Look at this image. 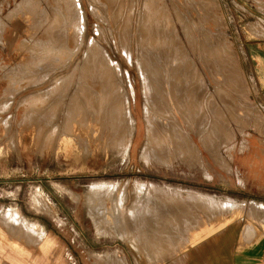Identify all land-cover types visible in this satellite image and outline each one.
Here are the masks:
<instances>
[{
  "label": "rangeland",
  "instance_id": "rangeland-1",
  "mask_svg": "<svg viewBox=\"0 0 264 264\" xmlns=\"http://www.w3.org/2000/svg\"><path fill=\"white\" fill-rule=\"evenodd\" d=\"M120 1L0 0V264H203L223 240L220 234L226 224L264 225V209L247 210L250 203L264 205V95L256 86L251 60L256 45L264 44V0ZM50 6L61 9L56 11L57 16L46 13ZM146 10L151 13L144 15ZM61 13L73 14L72 23L64 21V27ZM48 27L58 29L53 30L55 33L65 29L60 36L67 39L66 49L59 45L51 50L49 40L54 33L51 35ZM89 42L97 46L95 50L89 48L90 54L107 58L113 67L111 71L109 63L100 66L94 62L85 79L80 77V66ZM42 45L54 53L46 51V55ZM65 51L71 57H65ZM103 66L111 71L113 80L101 77ZM171 66L179 68L177 73L182 77L170 79V72H175L170 71ZM146 74H159L160 78L149 84L154 94H161V104L170 108L171 123L165 129L160 119L165 115L163 105L156 111L149 109L153 129L147 128L142 94ZM44 75L46 84L41 81ZM35 76L39 77L36 81ZM30 79L33 84H29ZM75 85L82 86L78 93H74ZM177 85L182 87L171 93ZM49 89L54 91L51 95ZM108 94L117 97L120 106L127 100L130 103L119 121L126 122L130 114L135 122L125 159L114 137L118 110L106 101ZM170 94L175 102L185 94L181 104L187 100L195 107L191 128L182 123V117L190 114L185 106L182 112L171 110L173 104L167 100ZM55 102H60L59 108H53ZM70 103L73 109L68 107ZM178 120L186 130V143L195 150L184 153L178 148L177 142L184 141L175 136L180 130ZM122 133H128L126 127ZM148 133L155 137L149 140L158 150L155 148L150 160L143 162L140 150ZM135 182L154 186L137 187ZM101 183L107 187L94 190V185ZM37 191L48 200L46 210L33 204L32 196ZM207 195L226 203L231 200L240 209L230 211L219 206L209 210L208 205L194 199ZM137 199L140 203L136 205ZM7 211L41 226L40 241L34 242L19 225L13 228L4 219ZM197 217L204 224L196 221ZM216 219V224L223 227L215 234L216 243L207 246L206 240L197 242L190 237L208 229ZM149 221L156 223L157 229Z\"/></svg>",
  "mask_w": 264,
  "mask_h": 264
},
{
  "label": "bare ground",
  "instance_id": "bare-ground-1",
  "mask_svg": "<svg viewBox=\"0 0 264 264\" xmlns=\"http://www.w3.org/2000/svg\"><path fill=\"white\" fill-rule=\"evenodd\" d=\"M26 1V0H25ZM27 1H29V0H27ZM109 1V0H108ZM111 1V0H110ZM117 1V0H116ZM122 1V0H121ZM120 1V2H121ZM128 1V0H127ZM134 1V0H133ZM204 1V0H203ZM259 1V0H258ZM34 2V1H33ZM113 2H114V0H113ZM130 2V1H129ZM132 2V1H131ZM135 2V1H134ZM146 2V1H145ZM189 2V1H188ZM61 3V2H60ZM70 3V2H69ZM117 3V2H116ZM122 3V2H121ZM124 3V2H123ZM133 3V2H132ZM187 3V2H186ZM209 3V2H208ZM212 3V2H211ZM210 3V4H211ZM21 4V3H20ZM53 4V3H52ZM127 4V3H126ZM181 4V3H180ZM200 4V3H199ZM17 5V4H16ZM78 5V4H77ZM114 5V4H113ZM153 5V4H152ZM201 5V4H200ZM209 5V4H208ZM121 6V5H120ZM123 6V5H122ZM143 6V5H142ZM147 6V5H146ZM145 6V7H146ZM151 6V5H150ZM193 7H194V5H192ZM69 7V6H68ZM67 7V8H68ZM124 7V6H123ZM130 7V6H129ZM136 7V6H135ZM148 7L149 6H147L146 8L148 9ZM199 7V6H198ZM55 8L56 7H52V6H50V7H48V11H46V13H54L55 15L56 14H58L57 12H59V10H61V9H59V10H57L59 7H57L56 8V10H55ZM126 8H128V7H126ZM132 8V7H131ZM134 8V7H133ZM206 8V7H205ZM15 9H17V8H15ZM70 9V8H69ZM123 9H125V8H123ZM156 9V8H155ZM170 9H173V8H170ZM184 9V8H183ZM111 10H112V8H111ZM134 10V9H133ZM143 10V9H142ZM203 10V9H202ZM57 11V12H56ZM68 11V10H67ZM129 11H131V9L129 10ZM140 11V10H139ZM144 11H145V9H144ZM147 11V10H146ZM43 12V11H42ZM41 12V13H42ZM61 12V11H60ZM113 12V11H112ZM123 12H124V10H123ZM132 12V11H131ZM150 12V11H149ZM148 11L147 12H143L144 13V15H145V13H149ZM175 12H177L176 10H175ZM188 12V11H187ZM207 12V11H206ZM40 13V14H41ZM151 13V12H150ZM156 13V12H155ZM203 13V12H202ZM180 14V13H179ZM61 15H62V13H61ZM61 15H59V18H58V20L60 19L61 20ZM63 15H64V13H63ZM62 15V16H63ZM69 15V14H68ZM66 16V15H64V18L62 19V21H58L59 23H60V25H61V22L63 23V25H64V21H66V23L68 24V22H71L72 23V19H73V17H75L73 14H71L70 13V16ZM148 15V14H147ZM156 15V14H155ZM154 15V16H155ZM181 15V14H180ZM204 15V14H203ZM57 16V15H56ZM197 16V15H196ZM54 17V16H53ZM144 17V16H143ZM147 17V16H146ZM145 17V18H146ZM152 17V16H151ZM190 17V16H189ZM57 17H55L54 19H56ZM142 18V17H141ZM153 18V17H152ZM151 18V19H152ZM179 18V17H178ZM199 18V17H198ZM204 18V17H203ZM146 19H148V18H146ZM141 20V19H140ZM149 20V19H148ZM205 20V19H204ZM53 21V20H52ZM52 21H50V22H52ZM145 21V20H144ZM183 21V20H182ZM40 22H43V21H41L40 20ZM55 22V21H54ZM53 22V23H54ZM168 22V21H167ZM179 22V21H178ZM186 22V21H185ZM200 22V21H199ZM65 23V25H64V27L67 25ZM142 23H143V21H142ZM154 23V22H153ZM158 23V22H157ZM169 23V22H168ZM201 23V22H200ZM144 24V23H143ZM145 24H148L147 22L145 23ZM159 24V23H158ZM157 24V25H158ZM177 24V23H176ZM181 24V23H180ZM186 24H187V22H186ZM194 24H196V23H194ZM198 24V23H197ZM57 25H59V24H56V26ZM72 25V24H71ZM70 25V26H71ZM172 25V24H171ZM184 25V24H183ZM183 25H181V26H183ZM49 26H51L50 25V23H49ZM75 27H76V25H74ZM136 26V25H135ZM156 26V25H155ZM160 26V25H159ZM167 26V25H166ZM197 26V25H196ZM52 27H53V25H52ZM55 27V26H54ZM60 27V26H59ZM63 27V28H64ZM143 27V26H142ZM147 27H148V25H147ZM161 27V26H160ZM174 27V26H173ZM188 27H189V25H188ZM49 28V27H48ZM62 28V27H61ZM140 28V27H139ZM138 28V29H139ZM145 28V27H144ZM169 28V27H168ZM182 28H184V27H182ZM203 28V27H202ZM51 28H49V30H50ZM56 28H54L53 30L54 31H57V30H55ZM187 29H189V28H187ZM48 30V29H47ZM48 30V32H50L51 31V35H53V33H54V35H53V37L52 36H50V37H52V39L51 40H49V41H51L52 43H51V46H52V48H51V50H53L54 51V48L55 47H58L59 45L60 46H63L62 48H64L65 47V49H66V45H67V39L65 38V36H64V38H62V36H60V33L62 32V30H59V32L60 33H55L53 30H50L49 31ZM146 30V29H145ZM184 30H186V28L184 29ZM197 30H200V28L199 29H197ZM202 30V29H201ZM64 31H65V29H64ZM64 31L62 32V33H64ZM139 31H140V29H139ZM144 31V30H143ZM150 31V30H149ZM168 30H166V32H167ZM146 32V31H145ZM192 32V31H191ZM203 32H205V31H203ZM203 32H201V33H203ZM61 33V34H62ZM139 33V32H138ZM147 33V32H146ZM150 33V32H149ZM184 33V32H183ZM186 33H188L189 34V31L188 32H186ZM207 33H209V32H207ZM206 33V34H207ZM41 34V33H40ZM148 34V33H147ZM151 34V33H150ZM154 34V33H153ZM152 34V35H153ZM190 34H192V33H190ZM205 34V33H204ZM50 35V34H49ZM152 35H150L151 37H152ZM185 35V34H184ZM187 35V34H186ZM140 37H141V35H139ZM147 36V35H146ZM202 36V35H201ZM206 36V35H205ZM33 37V36H32ZM42 37V36H41ZM45 37V36H44ZM150 37V38H151ZM160 37V36H159ZM187 37V36H186ZM185 37V38H186ZM189 37H190V35H189ZM195 37V36H194ZM194 37H192V38H194ZM139 38V37H138ZM145 38V37H144ZM154 38H156V37H154ZM154 38H152V39H154ZM161 38V37H160ZM164 38V37H163ZM202 38V37H201ZM141 40H142V38H140ZM146 39V38H145ZM176 39V38H175ZM187 39V38H186ZM136 40V39H135ZM139 40V39H138ZM140 40V41H141ZM151 40V39H150ZM157 40V39H156ZM166 40V39H165ZM143 41V40H142ZM146 41V40H145ZM170 41V40H169ZM196 41V40H195ZM210 41V40H209ZM144 42V41H143ZM158 42V41H157ZM26 43V42H25ZM91 43V44H90ZM93 42H89V46L87 47V45H86V48H87V51L85 50V51H83L84 53V55H83V57H82V60H81V58H80V60L82 61L81 63H82V66H80V68H81V74L80 75H82V76H80L81 78H84L85 77V79H86V76H87V74H86V72L87 73H89L90 74V69H91V67L93 68L94 67V62H98V64L99 63H101V65L100 66H102L104 63H109V64H107V66H108V69H110L111 70V67H113L112 66V62L110 63V61L109 60H106L107 58L104 56V58H106L105 60L104 59H102L101 57H99V59H97L96 58V56H94V55H91L92 54V52H91V48L92 47H94V46H96V45H93L92 44ZM140 43V42H139ZM148 43V42H147ZM207 43V42H206ZM222 43V42H221ZM42 44H44V42L42 43ZM136 44V43H135ZM153 44H155V43H153ZM160 44V43H159ZM169 44V43H168ZM189 44V43H188ZM204 44H205V42H204ZM204 44L202 45V46H204ZM47 46L49 45V43H47L46 44ZM45 45V46H46ZM65 45V46H64ZM93 45V46H92ZM207 45V44H206ZM43 46V45H42ZM55 46V47H54ZM213 46H215V45H213ZM97 47V46H96ZM96 47H94V48H92V49H94L95 50V48ZM144 47V46H143ZM156 47V46H155ZM178 47V46H177ZM207 47V46H206ZM45 47L43 46V49H44ZM47 48V47H46ZM50 48V47H49ZM48 48V49H49ZM62 48H61V50H62ZM90 48V49H89ZM214 48V47H213ZM56 49V48H55ZM65 49H63V50H65ZM138 49V48H137ZM141 49H142V47H141ZM154 49H156V48H154ZM174 49V48H173ZM172 49V50H173ZM175 49H176V47H175ZM180 49V48H179ZM200 49H201V47H200ZM207 49V48H206ZM217 49H219V48H217ZM230 49V48H229ZM45 50V52L44 53H46V55H47V52H48V54H51V53H49V52H52V51H47L46 49H44ZM68 50V49H67ZM66 50V51H67ZM97 50V49H96ZM99 50V49H98ZM149 50H151V49H149ZM163 50H164V48H163ZM225 50V49H224ZM36 51H39V50H35V52ZM40 51H42V50H40ZM47 51V52H46ZM66 51H65V53H66ZM69 51V50H68ZM93 51V50H92ZM100 51V50H99ZM141 51V50H140ZM153 51V50H152ZM162 51V50H161ZM202 51H203V49H202ZM201 51V52H202ZM71 52V51H70ZM90 52H91V54H90ZM148 52V51H147ZM151 51H149V53H150ZM169 52H170V50H169ZM37 53V52H36ZM52 53H54V52H52ZM87 53H89V54H87ZM103 53V52H102ZM101 53V56L103 55ZM180 53V52H179ZM228 53V52H227ZM94 54V53H93ZM97 54V53H96ZM143 54H144V52H143ZM203 54V53H202ZM205 54V53H204ZM66 55H67V53L65 54V57H66ZM69 55V54H68ZM67 55V56H68ZM154 55H156V54H154ZM160 55V54H159ZM226 55V54H225ZM70 56V55H69ZM142 56V55H141ZM147 56H149V55H147ZM146 56V57H147ZM219 56H221V55H219ZM33 57V56H32ZM71 57V56H70ZM150 57H154L153 55H151ZM149 57V58H150ZM101 58V59H100ZM139 58V57H138ZM160 58V57H159ZM166 58V57H165ZM205 58V57H204ZM203 58V60H205ZM43 59H45L44 57H43ZM67 59V58H66ZM110 59V58H109ZM170 59V58H169ZM221 59H223V57L221 58ZM105 62H104V61ZM152 61H153V59H151ZM154 60H155V58H154ZM171 60V59H170ZM216 60V59H215ZM224 60V59H223ZM222 60V61H223ZM232 60V59H231ZM230 60V61H231ZM33 61H34V58H33ZM137 61V60H136ZM158 61V60H157ZM201 61V60H200ZM139 62V61H138ZM80 63V64H81ZM140 63V62H139ZM149 63V62H148ZM153 63V62H152ZM151 63V64H152ZM203 63V62H202ZM208 63V62H207ZM210 63V62H209ZM226 63V62H225ZM136 64V63H135ZM145 64V63H144ZM150 64V63H149ZM154 64V63H153ZM152 64V65H153ZM50 65V64H49ZM90 65V66H89ZM106 65V64H105ZM111 65V66H110ZM142 65V64H141ZM156 65H157V63H156ZM156 65H154V67H155V69L157 70V68H158V66L156 67ZM230 65V64H229ZM21 66V65H20ZM34 66V65H33ZM38 66V65H37ZM62 66V65H61ZM70 66V65H69ZM77 66H79V64L77 65ZM109 66H110V68H109ZM144 66V65H143ZM146 66V65H145ZM151 66V65H150ZM177 66V65H176ZM17 67V66H16ZM51 67V66H50ZM59 68V66H55V69L56 68ZM89 67H90V69H89ZM97 68H98V65L96 66ZM151 67H153V66H151ZM171 67H173V68H170V71H174L175 70V72H170L171 74L169 75V77H170V79H172V80H176V79H179L178 77L180 76V77H182V75H180L181 73H177V70L179 69V68H175L174 66H171ZM178 67V66H177ZM15 68V67H14ZM36 68V67H35ZM34 68V69H35ZM44 68V67H43ZM42 68V69H43ZM46 69L47 68H49L48 66H46L45 67ZM53 68H54V66H53ZM62 68V67H61ZM71 68V67H70ZM69 68V69H70ZM103 72L101 73V77L103 78V79H105V78H107V79H109L110 78V80L112 79L111 77H112V74L110 75V73H111V71L110 70H108V69H106V67H104L103 66ZM149 68V67H148ZM214 68V67H213ZM216 68V67H215ZM17 69V68H16ZM26 69V68H25ZM40 69V68H39ZM39 69H38V71L37 72H41V71H39ZM73 69V68H72ZM77 69V68H76ZM101 69H102V67H101ZM227 69V68H226ZM24 70V69H23ZM37 70V69H36ZM35 70V71H36ZM41 70V69H40ZM47 70H49V69H47ZM51 70H53V69H51ZM57 70V69H56ZM98 70V69H97ZM141 70V69H140ZM7 71H10V70H7ZM12 71V70H11ZM10 71V72H11ZM15 71V70H14ZM30 71V69L28 70V72ZM32 71V70H31ZM30 71V72H31ZM54 71V70H53ZM52 71V72H53ZM72 71V70H71ZM73 71H74V69H73ZM92 71V70H91ZM95 71H96V68H95V70H94V73H95ZM142 71V70H141ZM144 71V70H143ZM143 71L142 72H140L141 73V77L142 78H144L143 76H144V73H143ZM158 71V70H157ZM36 72V73H37ZM44 72H46L45 71V69H44ZM99 72V71H98ZM19 73V72H18ZM42 73H43V70H42ZM93 73V72H92ZM97 73V72H96ZM7 74V73H6ZM31 74V73H30ZM34 75H35V73H33ZM39 74H41V73H39ZM39 74H36V75H39ZM56 74V73H55ZM55 74L53 75V76H55ZM58 74V73H57ZM60 74V73H59ZM51 75H52V73H51ZM51 75H49V77L51 76ZM94 75V74H93ZM96 75V74H95ZM97 75H99V74H97ZM3 76L5 77V73L3 74ZM12 76H14V75H12ZM30 76H32V75H30ZM40 76V75H39ZM43 76V75H42ZM57 76V75H56ZM100 76V75H99ZM2 77V76H1ZM48 77V78H49ZM58 77H59V75H58ZM88 77V76H87ZM157 77L158 78H160L159 77V74H154V75H152V76H150L149 74H146V76H145V80H146V83H145V87H144V93H142V94H144V102H145V107H143L144 108V115H145V119L147 118L148 120H147V123H146V125H147V128L149 127V126H151V124L153 123L152 121H149V115H147V114H149L148 112H150L151 110L153 111V110H159L160 108L159 107H161V105H163V109H162V111H164V112H162V114L163 113H165V115H164V117H160V119H161V121H163V129H165L167 126H169L170 125V119H169V116H172V115H170L171 113L169 112V110H170V108H168V107H170L169 106V103L171 102L173 105H172V108H171V110L173 109V108H175V109H177L178 111H180V112H182L181 111V107H183V106H185V108H184V110L185 111H187L188 113H190V114H187V116H185V118L183 119V117H182V120H183V124H186L185 126H186V128H191L192 127V124H191V122H192V119H193V112H195V107L194 106H191L190 105V103L186 100V103H184V105H182L181 104V101H185V98H186V95L185 94H183V95H181V99L179 100V101H176L175 102V99H174V97L170 94V96L171 97H169L167 100H168V102L166 101V99L165 98H163V97H165V96H163L162 98L163 99H165V101L167 102V104H168V106H167V108L169 109H166V107H164L165 105L164 104H161V102L163 101V100H161V94H154L153 93V89H152V86L149 84V83H151L150 81H153V79H157ZM13 78V77H12ZM16 78V77H15ZM25 78V77H24ZM27 78H28V75H27ZM29 78H31V77H29ZM35 78H36V76H35ZM34 78V79H35ZM42 78V80L41 81H44L43 83L44 84H46V80H44L45 78H47L46 77V75H44V77H41ZM80 78V79H81ZM141 78V79H142ZM223 78H224V76H223ZM37 79H39V77L37 76V78L35 79V81L37 80ZM91 79H93V78H91ZM213 79V78H212ZM3 80V79H2ZM82 80V79H81ZM81 80H79V78H78V81H81ZM113 80V79H112ZM144 80V81H145ZM19 81V80H18ZM17 81V82H18ZM27 81V80H26ZM31 81V79L29 80V82ZM34 81V82H35ZM38 81H40V80H38ZM41 81H40V83H41ZM56 81V80H55ZM84 81V80H83ZM88 81H89V79H88ZM115 81V80H114ZM144 81H142V83L144 82ZM216 81V80H215ZM16 82V83H17ZM93 82V81H92ZM213 82V81H212ZM225 82V81H224ZM14 83V82H13ZM24 83V82H23ZM26 83H28V82H26ZM39 83V82H38ZM52 83V82H51ZM58 83V82H57ZM87 83V82H86ZM85 83V84H86ZM113 82H111V84H112ZM217 83H219V82H217ZM216 83V84H217ZM19 84V83H18ZM29 84H33L32 82H30ZM44 84H42V85H38V87L39 86H43ZM14 85V84H13ZM219 85V84H218ZM228 85V84H227ZM37 86V85H36ZM36 86L34 87V88H36ZM52 86V85H51ZM75 86H77V90L74 92V93H78V91H79V89H81L82 88V86H78V85H75ZM85 86V85H84ZM179 85H177L176 87H178ZM181 86V85H180ZM254 86V85H253ZM22 87V86H21ZM29 87V86H28ZM182 87V86H181ZM180 87V88H181ZM13 88V87H12ZM33 88V87H32ZM179 87L178 88H174V89H172L171 90V93H172V91L173 90H175V89H180ZM239 88V87H238ZM14 89V88H13ZM20 89V88H19ZM23 89V88H22ZM21 89V90H22ZM29 89H30V87H29ZM52 89H54V88H52ZM52 89H49L48 91H47V93L49 94V95H51L50 93H52ZM55 89H56V87H55ZM76 89V88H75ZM44 90H46V89H44ZM182 90H183V88H182ZM235 90V89H234ZM63 91V90H62ZM67 91V90H66ZM223 91V90H222ZM239 91V90H238ZM16 92V91H15ZM41 92V91H40ZM54 92V91H53ZM68 92V91H67ZM112 92V91H111ZM11 93V92H10ZM18 93V92H17ZM19 93H20V90H19ZM39 93V92H38ZM38 93H36V95L38 94ZM44 93V92H43ZM57 93V92H56ZM59 93V92H58ZM73 93V95H78V94H74ZM182 93H183V91H182ZM219 93V92H218ZM235 93H238V92H236L235 91ZM62 94H63V92H62ZM69 94V93H68ZM71 94V93H70ZM105 94H107V93H105ZM104 94V95H105ZM109 94H110V91H109ZM109 94H108V96H109ZM223 94V93H222ZM226 94V93H225ZM166 95V94H165ZM27 96V95H26ZM38 96V95H37ZM41 96V95H40ZM53 96V95H52ZM112 96H115V95H112ZM143 96V95H142ZM167 96V95H166ZM39 97V96H38ZM194 98V96L192 95V93H190V98ZM33 98V97H32ZM35 99V98H34ZM37 99V98H36ZM57 99V98H56ZM103 99V98H102ZM106 99V97H104V100ZM119 99V98H118ZM239 99V98H238ZM2 100V99H1ZM39 101V100H38ZM56 101V100H55ZM60 101V100H59ZM102 101V100H101ZM106 101L109 103V104H114L116 107H117V110H118V120H116L115 122H113V127H116L115 128V133L114 132H112V135H113V133H114V137L118 140V143H119V145H120V150H121V152H122V156L121 157H123L124 159L125 158H127L128 157V155H129V151H130V145L132 144V138H133V133H134V130H135V122H134V120L131 118V116H130V114H128L127 112H125L126 114H128V117H127V121L126 122H124V121H119V119H120V115H122V113L126 110H128V109H130V103L128 102V100H127V103L125 104V105H123V106H120L119 105V102L117 101V97H107V99H106ZM161 101V102H160ZM239 101V100H238ZM19 102V101H18ZM43 102V101H42ZM34 103V102H33ZM37 103V102H36ZM226 103V102H225ZM51 104V103H50ZM50 104H48V105H50ZM73 104V103H72ZM71 103H70V105L68 106L70 109L72 108L73 109V107H75L74 105H72ZM182 105V106H181ZM40 106V105H39ZM47 106V105H46ZM52 106V105H51ZM59 106H60V102H58V103H56L55 102V104H53V108L55 107V108H59ZM90 106H92V105H90ZM120 106V107H119ZM151 107V108H148V107ZM1 107V106H0ZM17 107V106H16ZM42 107H43V104H42ZM77 107V106H76ZM93 107V106H92ZM95 107V106H94ZM9 107H7V110H9L8 109ZM40 108H41V106H40ZM44 108V107H43ZM91 108V107H90ZM96 108V107H95ZM241 108V107H240ZM16 109V108H15ZM39 109V108H38ZM45 109V108H44ZM79 109V108H78ZM149 109H150V111H149ZM197 109V108H196ZM6 110V109H5ZM51 111H53V109H50ZM55 110L57 111L58 109H54V112H55ZM64 110H65V108H64ZM16 111V110H15ZM35 111V110H34ZM39 111H41V110H39ZM50 111V112H51ZM72 111V110H71ZM80 111V110H79ZM151 111V112H152ZM177 111V113L178 114H180L179 112ZM244 111V110H243ZM47 112V111H46ZM172 112V111H171ZM43 113V112H42ZM70 113V112H69ZM72 113V112H71ZM245 113V112H244ZM36 114V113H35ZM54 114V116H55V113H53ZM26 116V115H25ZM25 116H23V117H25ZM34 116V115H33ZM53 116V115H52ZM53 116V117H54ZM175 116V115H174ZM41 117V116H40ZM39 117V118H40ZM47 117V116H46ZM52 117V118H53ZM51 118V117H50ZM55 118V117H54ZM25 119V118H24ZM1 120V119H0ZM50 120H52V119H50ZM59 120V119H58ZM216 120V119H215ZM240 120H241V118H240ZM53 121V120H52ZM236 121V120H235ZM10 122V121H9ZM13 123V122H12ZM50 123L52 124V122L50 121ZM178 123L180 124L179 125V129L180 130H178V132H177V134L175 135L176 137H177V135H178V138L177 139H181V140H184V141H179V143L177 142V145H178V148H183V151H184V153L187 151V152H190V150H195L194 149V146L192 145V144H188V143H186L187 141H186V139H185V129L184 128H182V126H181V123H180V121L178 120ZM213 123H215V121L213 122ZM57 123H55V127L57 128V125H56ZM10 125V124H9ZM8 125V126H9ZM42 125V124H41ZM53 125V124H52ZM52 125H50V127L52 126ZM214 125V124H213ZM255 125H257V123H255ZM7 126V127H8ZM32 126V125H31ZM30 126V127H31ZM43 126V125H42ZM53 126V128H55ZM62 126V125H61ZM240 126V125H239ZM29 127V126H28ZM35 127V126H34ZM44 127V126H43ZM123 127H126L127 128V131H128V133H122V131H123ZM24 128H25V125H24ZM64 128V127H63ZM151 128L153 129V127L151 126ZM27 129V128H26ZM41 129V128H40ZM50 129V128H49ZM60 129V128H59ZM28 130V129H27ZM45 130V129H44ZM14 131V130H13ZM48 131H51V130H48ZM47 131V132H48ZM57 131H58V129H57ZM42 132H44V131H42ZM165 132H167V131H165ZM218 132V131H217ZM55 133V132H54ZM58 133H59V131H58ZM58 133L56 134V135H58ZM37 134V133H36ZM62 134V133H61ZM86 134V133H85ZM89 134V133H88ZM151 133H148L147 134V141H146V143L142 146V148H141V150H140V159L141 160H143V162H148L149 160H150V157H151V153H153V151H154V149L155 148H157L156 146H155V144H153L152 143V141L151 140H149L150 138H153L154 136H153V134H151ZM213 134V133H212ZM224 134H225V132H224ZM223 135V134H222ZM16 136V135H15ZM211 136V135H210ZM69 137H71V136H69ZM113 137V136H112ZM167 137V136H166ZM166 137H164V138H166ZM21 138V137H20ZM38 138V137H37ZM53 138V137H52ZM128 138V139H127ZM155 138V137H154ZM9 139V138H8ZM42 139V138H41ZM41 139H40V142H41ZM58 139V138H57ZM65 139V138H64ZM127 139V140H126ZM157 139V138H156ZM209 139V138H208ZM16 140V139H15ZM43 140V139H42ZM48 140V139H47ZM51 140V139H50ZM52 140H54V139H52ZM66 140H68V139H66ZM110 140H114V138L113 139H110ZM117 140H116V142H117ZM173 140H174V138H173ZM203 140V139H202ZM46 141V140H45ZM80 141H81V139H80ZM201 141V140H200ZM204 141V140H203ZM54 142V141H53ZM204 143V142H203ZM202 143V144H203ZM12 144V143H11ZM113 144H114V142H113ZM117 144V143H116ZM126 144V145H125ZM205 144H207V143H205ZM49 145V144H48ZM118 145V144H117ZM224 145V144H223ZM204 146V145H203ZM46 147V146H45ZM53 147V146H52ZM16 148V147H15ZM62 148V147H61ZM176 148H177V146H176ZM207 148V147H206ZM224 148V147H223ZM112 149V148H111ZM185 149V150H184ZM157 150H158V148H157ZM179 150V149H178ZM208 150H210V149H208ZM213 150V149H212ZM216 150V149H215ZM219 150V149H218ZM227 150V149H226ZM86 151V150H85ZM117 151V150H116ZM115 151V152H116ZM180 151H181V149H180ZM228 151V150H227ZM211 153V152H210ZM156 154V153H155ZM154 154V155H155ZM214 154H216V153H214ZM153 155V154H152ZM153 155V156H154ZM211 155V154H210ZM217 155H218V153H217ZM196 157V156H195ZM216 157V156H215ZM221 157V156H220ZM153 158H155V157H153ZM153 158H152V160H153ZM199 160V159H198ZM200 161V160H199ZM219 162V161H218ZM221 165H222V163H220ZM200 165H202V163L200 164ZM223 166L225 167V165L223 164ZM219 167V166H218ZM221 168V167H220ZM136 184H135V186H137V187H139V186H143V185H146V186H152L153 184H151V183H149V184H145V183H140V182H135ZM154 186V185H153ZM104 187H107V185L106 184H104V183H101V184H96V185H94V190H100V189H105ZM98 188V189H97ZM147 190H148V188H146ZM146 189H145V191H146ZM98 190V191H99ZM107 191V190H106ZM186 191V190H185ZM96 192V191H95ZM92 193H93V191H92ZM37 195H39V194H37ZM36 195V196H37ZM93 196H94V193L92 194ZM35 196V197H36ZM40 196V195H39ZM91 196V195H90ZM34 197V198H35ZM122 197V196H121ZM40 198V197H39ZM38 198V200H40ZM138 198V197H137ZM149 198V197H148ZM153 198V197H152ZM36 200H37V198H35ZM168 199V198H167ZM193 199V198H192ZM194 199H196V200H198L199 201V203L201 202V204L203 203V205H208L209 206V210L211 209V207H219V206H223L222 208H231L230 209V211L231 210H234V211H239L238 209H240V206H238V205H236L235 203H230V202H232L231 200H227L228 202L226 203V202H223V201H218L217 200V198H212L211 196H201V197H196V198H194ZM36 200H35V202H36ZM140 200V199H139ZM146 200V199H145ZM151 200V199H150ZM195 200V201H196ZM147 201H148V199H147ZM153 201V200H152ZM170 201V200H169ZM184 201V200H183ZM198 201H196L197 203H198ZM150 202V201H149ZM36 203H40V202H36ZM89 203V202H88ZM138 203H140L139 201H138V199H137V201H136V205L138 204ZM35 204V203H34ZM142 204V203H141ZM144 204V203H143ZM142 204V205H143ZM145 204H148V203H145ZM150 204H152V202H150ZM142 205H140V206H142ZM205 205V206H206ZM241 205H243V203L241 204ZM38 206H40L39 204H38ZM145 206H147V205H145ZM182 206V205H181ZM204 206V207H205ZM208 206H206V207H208ZM247 210H256V209H264V205H261V204H258V203H250V204H247ZM36 207V206H35ZM42 207V206H41ZM40 207V208H41ZM46 207V206H45ZM138 207V206H137ZM147 207H149V206H147ZM214 209V210H216V212H217V209ZM246 208V207H245ZM252 208H255V209H252ZM249 211V212H250ZM215 212V213H216ZM50 213V212H49ZM207 213H209V211L207 212ZM218 214H219V212H217ZM92 214V213H91ZM217 214V215H218ZM48 215V214H47ZM93 215V214H92ZM206 215V214H205ZM209 215V214H208ZM216 215V214H215ZM216 215V216H217ZM215 216V217H216ZM263 216H264V214H263ZM207 217H209V216H207ZM239 217H240V215H239ZM92 218H93V216H92ZM134 218V217H133ZM198 218V220L196 219V221H199L201 218L200 217H197ZM234 217H232V219H233ZM148 219H149V217L147 218V221H148ZM208 219V218H207ZM207 219H206V221H207ZM210 219V218H209ZM208 219V220H209ZM211 219H213V218H211ZM210 219V220H211ZM237 219V218H236ZM125 220V219H124ZM150 220V219H149ZM152 220L153 219H151V222H152ZM146 221V222H147ZM185 221V220H184ZM183 221V222H184ZM212 221V220H211ZM146 222H144V223H146ZM154 222V221H153ZM157 222V221H156ZM186 222V221H185ZM200 222H202L201 220H200ZM216 222H219V219H216V220H214L211 224H210V226L208 227V229H200V230H198L197 232H195V233H193V234H191V238L192 237H194V241H195V238H196V240H197V242H199V241H201V240H203V242H205V240H206V244H207V246H208V244H210V242H215L216 241V239H217V237H216V233H218L220 230H222V228L220 227V226H218L217 224H216ZM149 223H150V221H149ZM203 223V222H202ZM207 223V222H206ZM151 224H153V227H154V225H155V227L153 228L152 226H151ZM196 224H198V222L196 223ZM195 224V225H196ZM201 223H199V225H200ZM204 224V223H203ZM144 225H146L147 226V224H143V226ZM228 225V226H227ZM229 225H231V224H226V227L225 228H227V229H229ZM24 226V225H23ZM142 226V227H143ZM150 226L153 228V229H157V226H156V223L154 224V223H150ZM196 226H198V225H196ZM200 226H202V224L200 225ZM34 227V226H33ZM145 227V226H144ZM40 228V227H39ZM147 228H148V226H147ZM151 228V229H152ZM198 228V227H197ZM196 228V229H197ZM146 229V228H145ZM30 230H32V226H31V228H30ZM195 230V229H194ZM34 231H36L35 229H34ZM41 231V230H40ZM124 231V230H123ZM145 231V230H144ZM40 233V232H39ZM149 233V232H148ZM155 235H158V234H156V233H154ZM149 234H147V236H148ZM151 235V234H150ZM149 235V236H150ZM135 236V235H134ZM152 237V236H151ZM138 238V237H137ZM154 237H152V239H153ZM157 237H155V239H156ZM135 240V239H134ZM154 240V239H153ZM152 241V240H151ZM137 242V241H136ZM141 242V241H140ZM216 243V242H215ZM205 244V245H206ZM201 246H202V244H201ZM203 247V246H202ZM204 248H205V246H204ZM207 248H209L208 249V251L210 250V252H212L213 251V247H207ZM209 253V252H208Z\"/></svg>",
  "mask_w": 264,
  "mask_h": 264
},
{
  "label": "crops",
  "instance_id": "crops-1",
  "mask_svg": "<svg viewBox=\"0 0 264 264\" xmlns=\"http://www.w3.org/2000/svg\"><path fill=\"white\" fill-rule=\"evenodd\" d=\"M251 60L254 64V79L256 86L264 95V44L261 43V45H256L254 57H252ZM34 197L37 198V200ZM38 198L40 200H38ZM32 200L36 208L42 206L40 209H47L48 200L40 191L33 194ZM35 200L40 203H36ZM38 204L40 206H38ZM4 219L7 220L13 228L18 225L21 226L25 234L33 238L32 240H34V242L40 241L43 234L41 226L23 220L17 212L7 211L4 215ZM18 222H22V225ZM31 226L32 230H30ZM34 229L36 231H34ZM220 235L221 237L223 236V240H221V243H219L217 248L212 252V256H207V260L203 262V264H264V225L254 226L241 224L238 227L231 224L229 229L224 228Z\"/></svg>",
  "mask_w": 264,
  "mask_h": 264
}]
</instances>
